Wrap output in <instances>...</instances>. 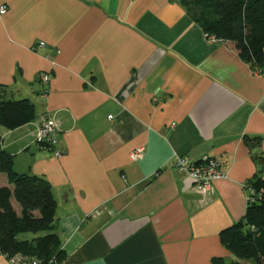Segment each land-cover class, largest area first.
Instances as JSON below:
<instances>
[{"label": "crops", "instance_id": "crops-1", "mask_svg": "<svg viewBox=\"0 0 264 264\" xmlns=\"http://www.w3.org/2000/svg\"><path fill=\"white\" fill-rule=\"evenodd\" d=\"M2 5L0 85L36 113L0 127L2 146L17 172L51 185L59 264H231L218 234L243 216L254 155L264 157V72L230 43L208 41L179 0ZM44 117L58 125L50 150L36 141ZM181 156L216 158L224 177L203 196L176 165ZM0 264L12 262L0 252Z\"/></svg>", "mask_w": 264, "mask_h": 264}, {"label": "trees", "instance_id": "trees-1", "mask_svg": "<svg viewBox=\"0 0 264 264\" xmlns=\"http://www.w3.org/2000/svg\"><path fill=\"white\" fill-rule=\"evenodd\" d=\"M192 20L208 36L228 42L252 70L264 72V0H179ZM0 85V127L13 130L36 118L34 104L26 98L9 97ZM250 149L260 137L244 136ZM40 148L51 149L37 142ZM257 170L244 184L248 191L243 216L219 231V241L234 257L231 264L251 260L264 264V157L255 154ZM14 154L2 146L0 135V252L9 259L59 264L66 256L55 223L56 200L42 175L17 172ZM30 234V235H29ZM212 264H226L214 256Z\"/></svg>", "mask_w": 264, "mask_h": 264}, {"label": "built area", "instance_id": "built-area-1", "mask_svg": "<svg viewBox=\"0 0 264 264\" xmlns=\"http://www.w3.org/2000/svg\"><path fill=\"white\" fill-rule=\"evenodd\" d=\"M6 12L5 6H0V14ZM208 41H218L213 36H208L205 34ZM39 46H44L43 42L38 44ZM40 80L46 84L49 82L50 75L46 72L40 73ZM110 117V116H109ZM58 125L56 121L50 117H44L38 127L36 132V141L40 143H47L53 146L56 141ZM142 152V148H138L130 153L131 158H136ZM56 155H60V151L54 152ZM176 165L185 171L188 179L194 184L198 192L203 196L208 195L212 191V183L214 180L224 177V174L220 170L221 163L216 158L203 156L201 159L195 162H191L187 157H177ZM12 264H39L36 261L25 262L21 258L14 257L10 259Z\"/></svg>", "mask_w": 264, "mask_h": 264}, {"label": "rangeland", "instance_id": "rangeland-1", "mask_svg": "<svg viewBox=\"0 0 264 264\" xmlns=\"http://www.w3.org/2000/svg\"><path fill=\"white\" fill-rule=\"evenodd\" d=\"M211 42H213V41H211ZM255 71V70H254ZM17 161H19V158H18V160ZM18 163V162H17ZM13 167H16L15 165L13 166ZM17 168V167H16ZM15 169V168H14ZM15 171H16V169H15ZM30 235V234H29Z\"/></svg>", "mask_w": 264, "mask_h": 264}]
</instances>
